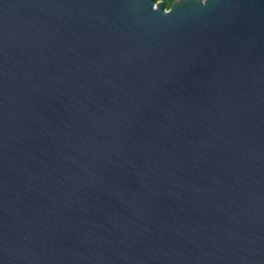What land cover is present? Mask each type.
Masks as SVG:
<instances>
[{"label": "water", "instance_id": "1", "mask_svg": "<svg viewBox=\"0 0 264 264\" xmlns=\"http://www.w3.org/2000/svg\"><path fill=\"white\" fill-rule=\"evenodd\" d=\"M0 264H264V0H0Z\"/></svg>", "mask_w": 264, "mask_h": 264}, {"label": "trees", "instance_id": "2", "mask_svg": "<svg viewBox=\"0 0 264 264\" xmlns=\"http://www.w3.org/2000/svg\"><path fill=\"white\" fill-rule=\"evenodd\" d=\"M165 3V7L168 8L173 0H162Z\"/></svg>", "mask_w": 264, "mask_h": 264}]
</instances>
